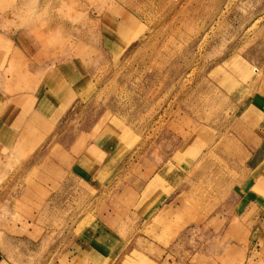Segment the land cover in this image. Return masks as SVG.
Returning <instances> with one entry per match:
<instances>
[{
    "label": "rangeland",
    "instance_id": "1",
    "mask_svg": "<svg viewBox=\"0 0 264 264\" xmlns=\"http://www.w3.org/2000/svg\"><path fill=\"white\" fill-rule=\"evenodd\" d=\"M0 18L25 39L6 43L4 89L33 85L34 63L84 73L0 152V264H258L262 220L231 213L264 0H0Z\"/></svg>",
    "mask_w": 264,
    "mask_h": 264
},
{
    "label": "crops",
    "instance_id": "2",
    "mask_svg": "<svg viewBox=\"0 0 264 264\" xmlns=\"http://www.w3.org/2000/svg\"><path fill=\"white\" fill-rule=\"evenodd\" d=\"M20 36L24 39V34L19 35V32H13V28L8 29L7 21L0 18V64L3 62L0 66V152L12 147L21 138H32L50 116L64 110L69 92L73 90V81L84 75L75 70V63L61 58L46 68H41L38 63L28 67L26 75L31 76L34 82L28 88L16 90L6 86L4 89L5 83L15 81L12 74H5V70L9 68L8 60L12 56L6 54L5 46L6 43L13 45ZM246 99L240 104L242 110L237 116L236 125L242 123L247 126L251 135L247 139H250L248 142L252 145H247V163L245 168L243 166L240 182L232 192L231 217L235 219L249 216L256 223L262 220L261 224L264 226V96L253 94ZM257 116H261L259 121L255 120ZM242 139L244 142V136ZM155 182L152 181L153 187ZM231 223L225 230H237ZM253 240L256 245H260L261 240L264 243V230H254L252 227L247 237L248 248ZM255 262L264 264V256Z\"/></svg>",
    "mask_w": 264,
    "mask_h": 264
},
{
    "label": "bare ground",
    "instance_id": "3",
    "mask_svg": "<svg viewBox=\"0 0 264 264\" xmlns=\"http://www.w3.org/2000/svg\"><path fill=\"white\" fill-rule=\"evenodd\" d=\"M25 4V3H24ZM29 5H30V3H28ZM49 93V92H48ZM49 95V94H48ZM50 96V95H49ZM48 98H50V97H48Z\"/></svg>",
    "mask_w": 264,
    "mask_h": 264
}]
</instances>
